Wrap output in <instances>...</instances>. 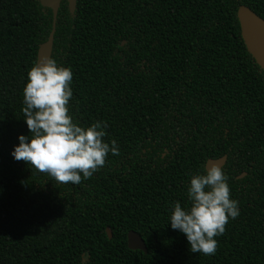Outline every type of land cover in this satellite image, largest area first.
Returning <instances> with one entry per match:
<instances>
[{"label": "trees", "instance_id": "16d2710c", "mask_svg": "<svg viewBox=\"0 0 264 264\" xmlns=\"http://www.w3.org/2000/svg\"><path fill=\"white\" fill-rule=\"evenodd\" d=\"M239 6L264 20V0H76L73 14L61 1L50 57L72 69L69 113L107 122L119 147L73 185L10 154L31 135L23 87L52 16L39 0H0V264H264V71ZM222 156L240 215L204 256L168 218ZM129 231L146 253L128 249Z\"/></svg>", "mask_w": 264, "mask_h": 264}, {"label": "clouds", "instance_id": "9594fccd", "mask_svg": "<svg viewBox=\"0 0 264 264\" xmlns=\"http://www.w3.org/2000/svg\"><path fill=\"white\" fill-rule=\"evenodd\" d=\"M72 69L45 57L27 72L23 87L24 122L31 135H19L11 156L46 173L57 183L73 185L87 180L105 165L109 153L119 155L116 140L104 141L108 124L94 121L81 126L73 120L68 104L73 96ZM228 176L214 161L189 177L188 203H171V229L184 234L190 251L215 255L225 225L240 215L231 198Z\"/></svg>", "mask_w": 264, "mask_h": 264}, {"label": "water", "instance_id": "95a60500", "mask_svg": "<svg viewBox=\"0 0 264 264\" xmlns=\"http://www.w3.org/2000/svg\"><path fill=\"white\" fill-rule=\"evenodd\" d=\"M62 0H39L42 7L51 11V29L45 42L39 45L37 49L36 63L45 57H50L53 46V37L56 26V19L60 3ZM70 14H73L76 6V0H66ZM237 21L240 28V36L245 45L247 52L254 59L257 66L264 71V20L256 15L246 6H239L236 12ZM214 161L223 167L226 157L222 156L218 159H209L206 161ZM245 174H241L238 178H242ZM107 237L111 238L109 228L105 229ZM127 247L130 250L147 252L146 246L142 238L134 231H129L126 236Z\"/></svg>", "mask_w": 264, "mask_h": 264}]
</instances>
